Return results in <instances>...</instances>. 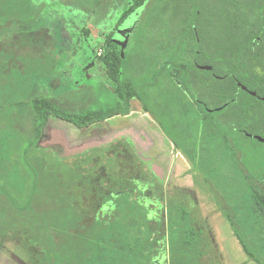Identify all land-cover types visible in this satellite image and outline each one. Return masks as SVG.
Wrapping results in <instances>:
<instances>
[{"label":"rangeland","instance_id":"374dc122","mask_svg":"<svg viewBox=\"0 0 264 264\" xmlns=\"http://www.w3.org/2000/svg\"><path fill=\"white\" fill-rule=\"evenodd\" d=\"M8 1L0 0V157L11 170L10 178L18 188L23 187L21 179L26 175L30 177L28 186L31 187V158H48L54 165L59 164L60 160L66 163L68 169L65 167L61 170L65 173V179L71 177L70 166L82 160H88L85 162L87 165L96 159L100 171L101 167L110 171V162L120 159L121 166L117 163L119 166L116 165L114 171L119 170L120 175L125 173L133 179L137 186L134 192L136 196L140 193L137 190L145 189L141 196L152 220H161L164 215L159 205L162 200L158 199L161 194L170 196L179 190L189 195L190 203L195 205L199 224L208 239L212 238L219 249L218 257L212 253L203 258L205 264H258L243 251L223 212L226 205L234 209L236 223L241 228V236L250 252L264 264V236L254 223V217L248 213V186L240 173H236L233 154L226 149L216 154V158L199 157L195 171L192 170L190 162L175 148V141L182 149L194 154L197 140L192 135L200 127L194 128L192 124L201 122L198 113L175 120L163 112L160 102H156V97L160 99L162 95L156 96L149 90L148 84L140 91L144 92L142 100L147 103L150 115L144 113L139 100L132 102L133 111L129 117H114L106 124V129L91 128L86 138L104 136L113 131L112 126L121 124L114 136L105 137L95 146H89L77 154L66 151L65 136L79 142L75 131L80 128L66 120L52 117L43 134L44 146L39 145L40 141L28 153L30 158L26 157L25 151L30 148L35 134L32 100L46 96L60 110L77 114L113 106L116 103L117 83L106 73L98 56L102 40L111 33L113 27L118 26L130 32L134 28L128 56H132L134 51L146 55L141 44L146 34L143 29L150 17L161 16L164 7H171L174 11L173 4L166 6L168 0H150L147 6L120 21L131 0H50L47 5H40L42 0H32L35 6L29 9L24 6L11 7ZM178 5L174 4L175 7ZM111 34L116 35V32ZM131 71L129 67V73L125 76L129 78ZM165 100L168 101L167 95ZM214 114L222 115L218 112ZM156 119L162 120L169 136L163 133ZM178 122L180 129L176 126ZM88 144L83 141L80 146L86 148ZM252 156L241 157V168L245 166L249 173H253V164L260 165L261 176L258 179L264 183V146L257 153L255 161ZM154 171L159 177L156 186L152 185ZM158 185L159 191L155 189ZM4 200L0 199L1 204L5 203ZM111 206L108 202L102 207L110 212ZM9 223L10 218L0 210V244H7L8 250L27 260L26 257L31 256V252L28 256L24 250V244H28L27 236L17 230L6 236L3 232L7 234L13 230ZM208 231L210 234H207ZM1 233L4 235L1 236ZM160 244L163 245L162 241ZM210 259L218 261L208 262ZM156 260L168 264V253L162 255L159 251Z\"/></svg>","mask_w":264,"mask_h":264},{"label":"trees","instance_id":"16d2710c","mask_svg":"<svg viewBox=\"0 0 264 264\" xmlns=\"http://www.w3.org/2000/svg\"><path fill=\"white\" fill-rule=\"evenodd\" d=\"M49 1L42 0L40 5H47ZM149 1L132 0L120 21L147 6ZM189 1L181 0L185 5ZM8 3L11 7L24 6L26 9L35 6L32 0H9ZM169 3L173 4L174 11L171 7L167 8ZM174 4H180V0H168L161 16L150 17L143 29L146 34L141 44L144 45L146 55L134 51L132 56H128L129 49L122 52L111 42L112 35L107 36L108 47L100 58L106 73L117 83L116 103L113 106L77 114L60 110L46 96L32 100L35 134L30 148L25 151L26 157L30 158L28 153L40 142L52 117L86 129L112 116L129 114L133 110L134 99L139 100L142 110L149 113L147 103L142 100L144 92L140 91L148 84L149 90L156 96L162 95L160 99L156 97V102H160L163 112L175 120L198 113L201 122L192 124L194 128L200 127L192 135L197 140L194 154L182 149L175 141L176 149L190 162L192 170L195 171L199 157L216 158V154L226 149L233 154L236 173H240L248 186V213L254 217V223L264 236V183L258 179L261 167L253 164L254 172L249 173V169L245 166L241 168L239 162L241 157L248 155H253L254 160L264 146L263 141L254 137H264V101L240 90L235 84L224 83L222 79L225 77H218L215 85L217 105L220 106L218 109L200 111L192 107V104L183 103L177 91L182 73L180 6L175 7ZM117 27L114 31H117ZM100 49H103V44L98 47V51ZM184 64L185 69L193 74L196 69L193 61H185ZM129 67L132 75L128 78L125 75H128ZM215 69L221 74L220 67ZM147 77H150L149 80H146ZM166 95L168 101L165 100ZM213 112L222 115L215 116ZM156 120L169 136L162 120ZM179 123L176 126L180 129ZM59 162L61 164L54 165L48 158H31V187L28 186L30 177L26 175L21 179L23 187L18 188L10 178L11 170L0 157V199H5L4 204L0 202V210L10 218L8 225L13 229L7 234L3 233L10 236L16 230L24 232L28 240L24 247L31 250L32 261L38 264H155L160 240L167 238L170 264L203 263L204 246L210 244L198 222L195 205L190 203L189 195L185 192L176 190L170 196L166 193V205H161L163 217L161 220H152L141 196L145 189L137 190L140 193L136 196L134 192L137 186L133 179L125 173L120 175L119 170L114 171L116 165L121 166L120 159L110 162V171L106 167H101L100 171L96 159L87 165L88 160H82L70 166L71 177L66 179L61 170L69 166L61 160ZM154 177L152 185L156 186L159 177L155 172ZM155 189L158 190L159 185ZM159 197L164 198V193ZM108 202L112 205L111 211L107 212V208L102 211V203ZM223 209L249 259L262 264L244 242L234 209L228 205ZM4 234L1 233V236ZM35 248L38 250L34 251Z\"/></svg>","mask_w":264,"mask_h":264},{"label":"flooded vegetation","instance_id":"af4514ba","mask_svg":"<svg viewBox=\"0 0 264 264\" xmlns=\"http://www.w3.org/2000/svg\"><path fill=\"white\" fill-rule=\"evenodd\" d=\"M114 29L116 35L109 33L111 42L125 52L134 28L132 32ZM107 36L99 57L107 50ZM180 39L182 73L177 91L183 103L200 111L218 109V77H225L224 83L235 84L248 94L256 92L253 96L264 101V0H190L186 5L180 0ZM185 61H193V74L185 69Z\"/></svg>","mask_w":264,"mask_h":264},{"label":"crops","instance_id":"0c3cea01","mask_svg":"<svg viewBox=\"0 0 264 264\" xmlns=\"http://www.w3.org/2000/svg\"><path fill=\"white\" fill-rule=\"evenodd\" d=\"M133 111V110H132ZM132 111L129 113V114H127V115H122V114H118V115H115V116H112V117H110V118H108V119H106L105 121H103V122H101L99 125H96V126H91V127H89V128H86V129H79L78 131H75L76 132V136L77 137H79V139H80V141L79 142H76V141H74V139H68L67 138V136H65V147H66V151L67 152H69V153H72V154H77V153H80L81 151H83V149L84 150H86V149H88V147L89 146H95L96 144H97V142H99V141H103V139H105V137H108V138H110V137H112V136H114L115 134V131L116 130H118L120 127H121V124L120 125H114V126H112L113 127V131L111 132V133H108L107 132V136L106 135H104V136H101V137H96L95 139H88V138H86V136L88 135V130L89 129H91V128H93V129H98V128H103V129H106V124L110 121V120H112L114 117H116V116H122V117H129L130 115H131V113H132ZM144 113H147V114H149L148 112H144ZM150 115V114H149ZM51 120V119H50ZM50 122V121H49ZM159 125V124H158ZM160 126V125H159ZM160 128H161V126H160ZM161 130L162 131H164L162 128H161ZM45 131V130H44ZM126 132H127V130H126ZM122 133V132H121ZM164 134H166L165 132H163ZM45 134V133H44ZM103 134V133H102ZM75 136V137H76ZM166 136V135H165ZM81 137V138H80ZM167 137V136H166ZM67 138V139H66ZM100 138H101V140H100ZM42 140H43V138H42ZM42 140H41V143L39 144V145H42ZM72 141L74 142V143H72ZM83 141H87V142H89L90 143V145L88 144V146L86 147V148H81V144H82V142ZM42 146H44V145H42ZM176 148V147H175ZM182 156H184L183 155V153L181 152V151H179V150H177ZM185 157V156H184ZM186 158V157H185ZM155 173L157 172V171H154ZM157 174V173H156ZM158 175V174H157ZM158 191V190H157ZM153 192V191H152ZM165 195H166V193H164V198H160V197H158V199L159 200H162V202H160V207H161V205H166L165 203H164V200H166V198H165ZM159 196V195H158ZM136 199V198H135ZM144 201V200H143ZM142 201V202H143ZM150 203V202H149ZM102 205H103V203H102ZM106 208L105 207H102V211H104ZM163 217V216H162ZM207 230H208V228H207ZM207 234H210V232L208 231V233ZM207 239H208V237H207ZM160 241H162V243H163V245H160V252H161V254L163 255L164 254V252L165 253H168V264H170V258H169V247H168V241H167V238H166V240H160ZM208 242H209V244L210 245H205L204 246V251H205V256L206 255H209V254H212V253H214V254H217V257H218V251H219V249H218V247H217V245H216V243L214 242L213 243V240H212V238H210V240L208 239L207 240ZM212 242V243H211ZM216 247V248H215ZM243 248V247H242ZM162 249H164L165 251L164 252H162ZM24 250H25V252L27 253V255L28 254H30V252H31V250L30 249H28V248H26V247H24ZM243 251H244V249H243ZM221 252V251H220ZM29 256V255H28ZM204 256V257H205ZM157 257H159V252L157 253ZM203 257V258H204ZM26 259L27 260H25V258L23 259L22 258V256H20V255H17V254H15V252H13V251H10V249L8 250V247H7V244H0V264H38V263H35L34 261H32V257L31 256H29V257H26ZM162 259V258H161ZM247 259V258H246ZM215 261H218V260H216V259H214ZM213 259L211 260H208V262H213L214 261ZM219 261H221V260H219ZM246 263H248V262H245V264ZM155 264H162V260L161 261H157V260H155ZM202 264H205L204 262L202 263Z\"/></svg>","mask_w":264,"mask_h":264},{"label":"water","instance_id":"95a60500","mask_svg":"<svg viewBox=\"0 0 264 264\" xmlns=\"http://www.w3.org/2000/svg\"><path fill=\"white\" fill-rule=\"evenodd\" d=\"M124 54V53H123ZM244 88H246L245 86H244ZM251 94L252 95H256V92H251ZM263 99H264V97H263ZM249 135H251V134H249ZM254 137H256L257 139H259L260 141H263L264 142V137H262V136H260V135H255ZM43 138V137H42ZM42 140V139H41ZM40 140V141H41ZM41 143V142H40Z\"/></svg>","mask_w":264,"mask_h":264}]
</instances>
